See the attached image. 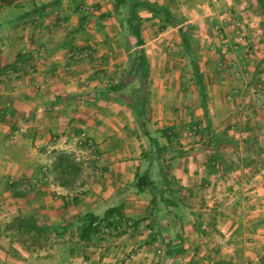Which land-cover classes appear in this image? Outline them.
<instances>
[{
	"label": "crops",
	"instance_id": "0c3cea01",
	"mask_svg": "<svg viewBox=\"0 0 264 264\" xmlns=\"http://www.w3.org/2000/svg\"><path fill=\"white\" fill-rule=\"evenodd\" d=\"M53 1H56L58 6L65 5L59 14L52 8ZM93 1L98 3V7L88 20L83 18L79 12H75L74 8H69L74 5L75 0H5L0 5V195L10 193V186L4 185L2 179L13 176L21 177L23 172L31 173L35 170H43L47 177H55L54 173L57 169L68 168V165L58 166L51 162V154L54 151L64 153L69 151L67 150L69 147L76 148L82 141H88L97 146L118 145L121 154L116 153V156H121V158L116 159V168H113L114 163H111L113 158L111 153H101L108 165L105 166L104 177L97 183L98 189L93 187L98 195L94 196L93 202L90 201L92 202L91 206L81 209L76 206L71 213L69 206L65 204L58 206V202L50 200L48 191H65L66 186L54 180L41 190L43 196L34 195L28 201L35 203L33 207L39 209L40 216L44 217L43 219L46 221H51L53 218L55 220L67 219L68 214L73 215L76 212L84 211H91L95 216L101 217L108 208L119 206L121 219L135 223L136 214L139 213L141 205H144L146 210L153 207L148 203L151 195L148 201L144 202L145 204H142L141 199L146 195V191L117 201L118 198L114 194L119 190L117 185H122V183L114 184L111 177L115 176L118 181L131 180L128 172L131 161L123 155L127 154L129 146L137 143L135 129L138 124L133 120L134 118L130 120V115L125 112L127 101L122 96L126 98L129 95L126 89L138 82L133 81L128 87L118 92L108 88L121 79L127 61L126 54L137 46L129 47L126 51L127 44L124 42L117 41L114 45L109 41L116 39L114 35L118 30L113 29L112 23L106 24L109 27L103 25L101 18H104L105 21L111 18V3L109 0ZM169 1L160 0L172 13L178 14L176 15L178 17L182 15L179 14L182 7L187 10L195 9V7L190 8L195 4L194 2L189 3V0L187 4L180 0L178 3L173 0V6L169 4ZM222 3L224 4V2ZM43 5L47 6L44 10L41 9ZM142 16L147 17L148 14ZM245 25L250 38L249 44H247L250 49L248 48L245 62L240 61L242 64L248 65L249 72L242 79L234 81L224 79L226 81L224 85H222L223 73L221 74L219 69L215 68V64L220 62L219 58L214 53L211 54L215 40L209 36V30L196 31L191 28L189 32L190 34L196 33L200 42L196 43V47L199 54L198 64L202 74L201 79L204 82L208 120L207 117L204 118L205 116L201 117L200 113L202 112L200 108L196 107L192 92H177L178 81L181 77L179 68L176 66L185 63L182 61L183 52L177 36L179 35L177 27L171 25L160 28L156 25L141 26L142 44L138 47L143 49L148 65L145 109L147 117L149 116L154 121L158 120L157 126L163 127L162 123H167L170 126L177 125V113L183 115L186 112L190 115V119H193V113L199 121L204 119L203 122H197L201 125L206 124L205 120L209 121L210 127L214 129V132H217L218 129L214 123L222 126V123L231 116L227 110L225 115V108L219 105L221 98L228 94L226 92L227 82L240 88V92H235L236 94L232 95V100L234 99L235 103H238L239 108L236 115L237 127L239 124L241 126V123H248L250 128L259 135L260 139L257 138L254 142L258 140L262 149L256 156L249 155L251 159H254L247 168L249 176H251L250 179L238 185L233 184L231 187L233 192L244 191V199L240 201L234 198L235 200L229 204L237 202L239 205L236 208L240 211V213L238 212L240 215L242 212L243 225H247L245 227L247 230L243 232V235L248 236L249 241L260 242L259 245L263 247L260 254L264 257V109L258 107L259 100L254 93L243 92L242 89L246 83L245 86L253 84L256 90L264 92V40L258 42L254 38L256 30L261 27L260 24H256L254 17L250 23L246 21ZM190 27L188 26L189 29ZM182 28L185 29V27ZM151 32H154L153 35H148ZM167 35L171 38H167ZM125 39L127 41L132 37L126 35ZM128 43L130 44L129 41ZM218 43L215 44L217 50L219 49ZM83 46L90 48L91 56L72 61L67 58L66 54L70 48L79 49ZM23 58L28 59L27 64L20 66L24 63L21 62ZM4 66L15 70L14 73H5ZM131 95L135 98L136 92H132ZM114 102L121 105H116ZM117 114H121V116ZM126 114L129 115L126 116V120L122 119V116ZM226 116L228 117L225 118ZM147 122L145 120V126H147ZM131 128L136 136L130 132ZM210 130L205 138L181 146L182 151H179V154L173 159H169L170 165L173 166L171 169H168L171 167L169 165H167L168 168H163L161 165V162L167 163V160H159L157 166L148 169L150 178L154 181L156 179V190L158 189L162 193L166 192L167 185L161 179L163 176L171 182L168 184V191L171 187H175V191L172 190L174 196L178 197V191H185L187 194L185 206L178 199H173L175 202V206H173L165 198L163 201L156 198L158 207L155 212L158 213L161 210L162 214H165L166 211L169 212L166 214H170L173 209V224L177 223L175 215H178V211L182 208L191 213L196 209V201L202 204L201 195L202 197L207 195L210 188L213 193L221 192L222 196L226 198L230 190H226L220 181L227 175L245 170H241L232 163H229V169H224V159L221 157V152L218 153L222 146H240L242 141L228 142L225 139H213L211 137L213 132ZM148 135L158 145L165 144L157 134L156 136L151 133ZM239 137L241 138L242 134ZM217 145H219V149L216 148ZM243 156H237L236 159L242 160ZM79 157L82 156L78 152L72 154L73 159H79ZM41 161L43 164H38ZM219 163L222 165L220 166ZM173 179H176L175 181L179 185L173 186ZM129 184L130 182H127V186ZM113 186L117 188L113 189ZM155 189L153 188L154 191ZM130 200L133 202L131 203ZM25 206L29 205L25 204ZM17 209L0 206V264H51L49 259L51 250L27 254L11 244L4 236V218L6 219L8 213L12 211L17 212ZM147 217H149L148 212L144 216H140L139 219L146 220ZM226 219L225 222H227ZM161 220L156 217L155 224L163 226ZM193 223L194 221L191 222V226ZM233 227L235 228L236 225ZM178 231L179 234L176 232L175 236L182 237L180 230ZM242 231L243 229L238 230V232ZM199 232V235L206 233L203 230ZM74 236L73 240L78 238L77 233H74ZM64 251H66L65 247L61 250L58 249L57 264H66ZM231 255L233 258L240 257L244 260L251 257L253 253L241 251L231 253ZM175 256L174 254L173 262ZM258 257L261 256L258 255ZM69 258H72L73 264L80 262L81 259L75 254ZM262 264H264V260H262Z\"/></svg>",
	"mask_w": 264,
	"mask_h": 264
},
{
	"label": "rangeland",
	"instance_id": "374dc122",
	"mask_svg": "<svg viewBox=\"0 0 264 264\" xmlns=\"http://www.w3.org/2000/svg\"><path fill=\"white\" fill-rule=\"evenodd\" d=\"M180 1L187 4L188 0ZM150 2L164 6L168 9V7L160 2V0H150ZM176 2L178 3V0H176ZM190 2H194L195 4L190 8L195 7V9L193 8L192 10H187L185 8L183 9L182 7L179 11V14H182L180 15L182 21L176 27H179L181 25H183V27L191 26L190 29H188L189 32L191 28L196 29V31L206 29L209 30V36L215 40L213 41L214 46L211 48V54L214 53L215 55H217L220 61L219 63L215 64V68H218L221 74L223 73L222 85H224L226 82L224 81V79H227V81L237 80L231 76L229 68L227 67L226 62L228 58L226 57V55L218 52L217 47L215 46L217 42H219L218 44H220V38L218 34H222L224 32L228 33V25L236 21L239 22L243 26L245 41L243 44L241 43L238 45V49L227 56L238 57L240 55L242 57V55L248 54V48L250 49V46H248L247 44H249L250 38L249 34L247 33L245 23L246 21L250 23L252 21V18L254 17V19L256 20V24L258 23V25H261V27H258V29L256 30L254 38L256 39V41L262 42L264 40L261 31V28H263L262 25L264 26V0H189V3ZM222 2H224V4ZM97 4L98 3L94 2L93 0H75L74 5H71L69 8H74L75 12H79V14L83 18L88 20L90 15L93 13H86V11L88 10L86 8L89 5L98 7ZM169 4L173 6V0H170ZM63 6L65 8V5ZM63 6H58V3L55 2H53L52 4L54 12H56L57 14H59V12L63 10ZM46 7L47 6L43 5L41 9L44 10ZM120 13H125V9H122ZM137 13L140 18V32L142 30L141 26L143 25H156L158 28L161 27V21L158 20V18L152 17L151 13L145 8H138ZM141 14H148V16L143 17ZM101 19H103V25L112 23L113 29L116 31L118 30V32L114 35L116 39H113L114 41L109 40L110 42H112L114 45L117 41L124 42V44H127L128 48L135 46L133 37L132 39L126 41V33L124 32L123 34H121L119 32V23L117 18L113 14L108 21H105L104 18ZM107 26L109 27V25H106V27ZM153 33L154 32H151L150 34L148 33V35H153ZM177 36L180 40V36ZM190 36L195 43H200L197 38L198 35L196 33L190 34ZM167 38H171V36L167 35ZM128 41L130 42V44L128 43ZM229 41H231V44L233 43V39L231 36L229 37ZM206 49L209 52L207 47ZM136 50L137 48H133L131 52H134ZM174 51L175 50L173 49V52ZM195 55L198 70L200 75L202 76L200 66L198 64V52ZM182 58V61L185 62L184 65L176 66V68H179V76L181 77V79H179L178 81L177 92H192L194 96V103L196 107L200 108L202 112L200 114L201 117H203L204 112L200 105L197 86L192 77L191 67L186 58L184 56ZM27 60L28 59L23 58L21 59V62H26ZM246 66L248 69L247 64ZM6 67L9 66H4L3 71ZM201 83L204 90V82L202 81V79ZM245 85L246 83L244 84V86L242 85L243 92H248ZM136 89L137 84L129 86L126 90L129 91L128 94L130 95V92L131 94L132 92H137ZM239 90V87L233 85V83L230 84L229 82H227L226 92H228V94H230V92H238ZM226 96H223L221 98V100L219 101V105L222 106V108H225V115L227 110V112H229V116H231L230 118H227L228 116L225 117L228 120L222 123V126H218V123L216 122L214 123L215 126H217V132H214V129H212L210 125L209 130L211 129L210 131L213 132V134L211 135L213 139H225L228 140V142L237 140L242 141L240 146H220L221 150H219L218 153L221 152V157L224 159V162L226 164L232 163L235 166L237 165V167L241 170L245 169L244 171H239L240 173L227 175L220 181V183L223 184V187L226 190H230L228 191V195H226V198L222 196L221 192L213 193L212 188H210L207 192V195H204L203 197L201 195V198H203V203L201 204V202L196 201V209L191 211V213H189V211L184 208L178 211V215H175L177 219V223L175 224H173V209L170 214H166L168 211H166L165 214H162L163 212H161V210H159L158 213L154 211L152 212V214H150L149 210L144 209V205H141L139 207L141 209L138 210L139 213L136 214V224L133 221L128 222L125 219H121L118 224L116 223V226L114 228H107V231L98 228L97 232L93 234L87 241H82L78 238H74L73 240L72 238L75 237L74 233L77 232L76 230L79 222L76 220V216L84 212L91 211L76 212L73 215L68 214L67 219L70 218L68 220L65 218L55 220V218H53L51 219V221L48 220L46 222L50 223L51 225H59L58 231H56L55 234L54 232L49 233L50 236L47 240L49 246L45 250H42H51L52 253H49V255L51 254L49 256L51 264H57L59 260V257L56 255L57 251L58 249L61 250V248L63 247L66 248V251H64L66 264H73V262L71 261L72 258H69V256H72L73 254L78 255V257L81 258L80 262L76 264H168V259H171L173 262L174 254L176 255L174 258V264H262V260H264V257L260 254L263 248L262 245H259L260 242L249 241L248 236L246 237L245 235H243V232L247 230V228H245L247 225H243L242 223L244 217L241 216L242 212L240 215V211L236 208L239 205L237 204V202L235 204H229V202H233L235 199L240 201L244 199V191L240 192L239 190L238 192H233L231 190V187L233 184L238 185L250 179L251 176H249L250 173L247 169L248 164L244 163L247 156L246 148L249 147V155L256 156L258 152H261L262 147L258 144V140L257 142H254V140L257 138L260 139V137L254 132V130L250 128L248 123H241V126L239 124V127H237L238 120L236 115L239 111L238 103L236 104L234 99L232 100V98L227 99ZM122 97L125 99V101H127L125 112L130 115L129 116L126 114L122 116V119L126 120V118L129 116L131 120L135 116L133 108H131V106L129 105V99L127 97L125 98L124 96ZM122 97L120 98L122 99ZM114 103L116 105H121L117 102ZM205 107L208 110L206 101ZM117 115L121 116V114ZM117 115H115L116 118ZM195 116V113H193V119H190V115L186 114V112L183 115L182 113H177L176 119L178 120V124L170 126L167 123H162L161 126L163 127L156 125V122L158 120L154 121L150 119L149 116L147 117V126H145V130H141L142 135L140 136V138L137 136V143L129 146L127 154L123 155L127 156V158H129V160L131 161L128 171L130 173L131 180L129 181V179H124V181H118L115 176L111 177V180L114 184H116L117 182L122 183V185H117L119 190L116 192V194H114V196L118 198L117 201L125 199L127 197H131L133 194H137L130 190L129 186H127V182H131L133 180L134 174L137 171L141 172L143 169H145L147 158H149L151 162L149 168H154L155 165L157 166L159 160H167V163L161 162V165L163 168H168L167 165H169L171 167L168 169H171L173 166L170 165L171 163L169 162V159H173L174 156H177L179 154V151H182L181 146L191 144L192 142L205 138V136L208 135L209 132H207V130L205 129V125L197 123L200 121L203 122L204 119H200L199 121ZM198 124L199 127L196 129V131L193 134H189L188 131L191 129V127L198 126ZM143 131H145V133H143ZM130 132L132 133V135L136 136L132 128L130 129ZM149 133H151L153 136H156V134L158 135V137L160 136L165 144H160V148L158 150H155V146L153 145L155 142H153L152 139L149 140V137L147 138V134ZM239 133L242 134L241 138L239 137L241 135ZM72 148L73 149L69 147L67 149L69 151H65L64 153L61 151L56 153L54 151L53 154H51V162L57 164L58 166H69V169H62L61 167L57 169L54 173L55 177H47L46 172H44L43 170H35L31 173H29V171L27 173L23 172V176L21 177L13 176L10 178L2 179V183L4 185L7 184L10 186V193L0 195V206H10V208H18L16 210L17 212L12 211L11 213H8V217L6 219L4 218L5 221L3 224H6L13 216L19 214L33 215L37 218L43 219L44 217L40 216L41 213L39 212V209L37 210V207H33V204L35 203L29 202L28 199H30L34 195H41V190L44 189V186L49 185V183L53 180L58 181V183H60L61 185L63 184L66 186L64 188L65 191H48V197H50L51 201L58 202V206H62V204L69 206L70 213L75 210L76 206H78V208L80 209L83 207L91 206V203L95 200L93 199L95 198L94 196L98 195L97 191L94 190L98 189V187H96L97 183L104 177L103 173L106 169L105 166L108 165L104 157L101 156V153L105 154L107 152H110L113 156L111 163H114L113 168H116V159L121 158V156H116V153H120V147L118 145L110 146L108 144L97 146L96 144H90L88 141H82V143L78 144L76 148ZM216 148L219 149V145H217ZM74 152H78V154H80L82 157H79V159H73L72 154H74ZM143 154H148V157H144ZM243 154H245V156H243ZM237 156H243L244 159H236ZM38 164L42 165L43 161L39 162ZM219 165L221 166L222 163H219ZM254 167L256 166L254 165ZM31 178L38 179L40 183L37 186H34L29 192H20L16 188V184L19 181ZM175 180L176 179H174L173 186H177V184L179 185V183ZM93 187H95V189H93ZM112 188L115 189L117 187L113 186ZM147 193L148 192H146V195L141 199L142 204L144 202H147L149 196L151 195V193H148L149 195ZM155 193L156 198H160V201H163L164 198L167 197L166 192L162 193V191H159L158 189H155ZM186 196L187 194L185 193V191H178V197L176 196L178 200H181L183 206L186 205ZM228 197H230V199H227ZM91 200L92 202H90ZM130 201L131 203L133 202V200ZM148 203H150V199ZM25 204H28L29 206H25ZM16 205H19L20 207ZM147 212L149 213V217H147L146 220L139 219L140 216H144L145 214H147ZM156 217H158V219L160 220L162 219L161 224H164L163 226H160L157 223L155 224L154 220ZM165 218H167L166 220L169 221L166 222V220H164ZM225 219L227 220V222H225ZM60 221L64 223L66 222V224ZM192 221H194V223L191 226ZM229 221L231 224L229 223ZM96 222L97 224H101L100 220H96ZM244 223H246V221H244ZM234 225H236L235 228L233 227ZM62 227H65V229H63ZM241 229H243V231L238 232V230ZM178 230H180V234H182V237L184 238H177L175 236L176 232H178L179 234ZM202 230L206 233H202L201 235H199V231ZM59 233L61 235H59ZM178 248L182 250V252L178 253L179 255H177V253H171L172 256L168 257V254L170 252H173L174 249L176 250ZM241 251H248L250 252V254L253 253V255L244 260L240 257L233 258V255H231V253H238ZM257 254L261 257H258Z\"/></svg>",
	"mask_w": 264,
	"mask_h": 264
},
{
	"label": "trees",
	"instance_id": "16d2710c",
	"mask_svg": "<svg viewBox=\"0 0 264 264\" xmlns=\"http://www.w3.org/2000/svg\"><path fill=\"white\" fill-rule=\"evenodd\" d=\"M2 1L4 0H0V3ZM109 1L111 3L112 14L117 18L119 23V32L121 34L125 32L126 35L133 37L134 45L137 46L135 47L137 48V50L134 52L130 51L126 54L127 61L121 79L115 82L114 84L110 85L108 89L114 92H118L128 87L131 82H138L136 89V97L133 98L131 94L127 97L130 101L129 105L131 106V108H133V112L135 114L133 120L138 124V127L135 130L137 136L140 138V136L142 135L141 130H145V120H147V112L145 107L147 105L146 78L148 75V65L143 49L141 47H138L142 44V38L139 31L140 18L138 16L137 10L141 7L148 10L151 13L152 17L158 18V20L161 21V27L167 26V24L176 27L182 21V18L176 16L164 6L151 3L150 0ZM122 9H125V13H120ZM182 27L183 25L177 27V31L180 36V47L183 52V56L186 58L187 62L191 67L192 77L197 86V93L200 99V105L203 109L205 118L207 117L208 120L209 117L207 114V109L205 107V93L202 88L201 75L198 70L195 55L197 48L196 43L190 36V33L188 31L189 28L185 26V29H183ZM262 27V37H264V26L262 25ZM128 49L129 48L127 46L125 50L127 51ZM205 122L206 124L204 127L208 132L210 123L206 120ZM143 133H145V131H143ZM148 137L149 135L147 134V138ZM148 139L151 140V138ZM153 145L155 146V150H158L160 148L157 143H154ZM248 148L249 147L246 148L247 156L246 161L244 163L249 165L253 160L248 154ZM143 156L147 158L148 154H143ZM149 160V158L146 159V161L148 162L145 166V169H143L141 172L137 171L134 174L133 180L128 186L130 190L134 193H142L144 191L151 193L149 204L153 207H150L149 213L152 214V212H154L158 206L156 200V193L153 190V188L155 189L156 183L150 178L148 171L151 163L149 162ZM224 169H229V164L224 163ZM161 177L163 183L167 185L168 188V184H170L171 182L168 181L166 177ZM167 188L165 189L167 193V197L165 198V200H167V202L169 203L171 202L170 205L175 206V202H173V199H177L176 196H174L175 188L171 187L169 191ZM76 220L79 221L76 230L78 239L82 241H87L91 238L93 234L97 232V229L100 228L101 225L93 224V222H96V220H100L104 227L112 229L116 226V223L118 224L121 220V215L119 213V206H115L108 208L100 218L95 216L92 212H84L82 214L77 215ZM136 223L137 222H135V224ZM58 228L59 225H51L50 223H47L46 220L37 218L33 215L19 214L13 216L6 224H4L3 233L11 244L19 247L25 253L37 254L40 251L45 250L49 246V244L47 243V240L50 236L49 233L54 232L55 234L56 231H58ZM62 228L65 229V227ZM59 235L61 234L59 233ZM180 252H182L180 248L176 250L174 249L173 252H170L168 254V257H171V253L178 254ZM168 262L169 264H174L171 259H168Z\"/></svg>",
	"mask_w": 264,
	"mask_h": 264
},
{
	"label": "built area",
	"instance_id": "2783aa9c",
	"mask_svg": "<svg viewBox=\"0 0 264 264\" xmlns=\"http://www.w3.org/2000/svg\"><path fill=\"white\" fill-rule=\"evenodd\" d=\"M86 9H88L86 11L89 13H94L97 9L96 6L93 5H89ZM88 17V16H87ZM86 17V18H87ZM233 39V43L231 44L229 41V37L230 36ZM219 38H220V44H219V49L218 52L222 53L223 55H226V57L228 58L226 64L227 67L229 68L230 74L233 78L235 79H242L245 78L247 73H248V69L246 64H242V62H245V58H247L248 54H244L242 55V57L238 56V57H234V56H230L228 57L227 55L233 53L236 49H238V45L239 44H243L245 41V36H244V30H243V26L239 23V22H233L231 24L228 25V33L224 32L222 34H218ZM92 51L90 50V48H88L87 46H83L79 49L76 48H70L67 51V58L69 60H79L82 58H88L89 56H91ZM242 60V62L240 61ZM27 63L24 62L23 64H20V66H24ZM15 70H13L10 67H6L4 69L5 73H14ZM246 89L248 91V93L251 94H255L256 98L259 100V104L258 106L260 108L264 109V92H260L259 90H256L255 86L253 84H248L246 86ZM235 92H230V94H228L226 97L227 99H231L232 95ZM199 127L198 126H192L191 129L188 131L189 134H193L196 129ZM39 180L36 178H31V179H25L22 181H19L16 184V188L20 191V192H29L34 186H37L39 184ZM93 224H97V222H93ZM100 228L104 231H107V228L103 226V224L101 223Z\"/></svg>",
	"mask_w": 264,
	"mask_h": 264
}]
</instances>
